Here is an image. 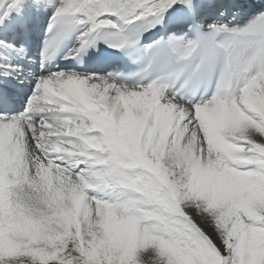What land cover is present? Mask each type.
Masks as SVG:
<instances>
[{
	"label": "snow or ice",
	"instance_id": "6c2138e0",
	"mask_svg": "<svg viewBox=\"0 0 264 264\" xmlns=\"http://www.w3.org/2000/svg\"><path fill=\"white\" fill-rule=\"evenodd\" d=\"M0 264H264V2L0 0Z\"/></svg>",
	"mask_w": 264,
	"mask_h": 264
},
{
	"label": "bare ground",
	"instance_id": "6f19581e",
	"mask_svg": "<svg viewBox=\"0 0 264 264\" xmlns=\"http://www.w3.org/2000/svg\"><path fill=\"white\" fill-rule=\"evenodd\" d=\"M258 4V3H257Z\"/></svg>",
	"mask_w": 264,
	"mask_h": 264
}]
</instances>
